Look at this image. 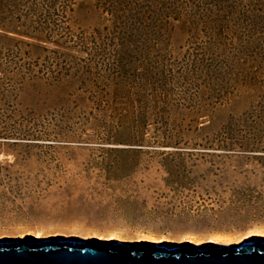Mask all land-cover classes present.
Returning a JSON list of instances; mask_svg holds the SVG:
<instances>
[{
    "label": "rangeland",
    "instance_id": "374dc122",
    "mask_svg": "<svg viewBox=\"0 0 264 264\" xmlns=\"http://www.w3.org/2000/svg\"><path fill=\"white\" fill-rule=\"evenodd\" d=\"M255 1L238 0L231 21L239 31L230 34L221 31L231 27L223 24L227 17L212 24L197 0H168L166 6L179 11L164 34L148 42L142 35L146 45L123 56L108 51L119 59L114 67L93 54L74 52L70 59L62 53L71 63L70 76L59 86L28 80L13 112L0 88V132L8 134L0 137V239L79 237L198 247L264 241V149L217 145L226 136L264 145V93L233 90L220 102L218 86L207 89L205 79L198 89L165 78L217 37L225 53L245 49L253 37L264 47V31L254 36L245 25L247 14L264 11L263 2ZM74 9L77 27L101 33L106 42L116 37L107 34L112 24L101 19L95 0H80ZM15 45L21 46L0 39V65ZM21 47L35 71L47 69L48 53L39 51L37 59V50ZM162 61L168 71L159 67ZM121 83L127 89L115 91ZM165 92L166 102L153 97ZM195 96L205 105L197 115L190 114ZM125 111L129 116L119 120ZM158 130L178 136L179 144H156ZM122 131L126 138L140 132L146 141H107Z\"/></svg>",
    "mask_w": 264,
    "mask_h": 264
},
{
    "label": "trees",
    "instance_id": "16d2710c",
    "mask_svg": "<svg viewBox=\"0 0 264 264\" xmlns=\"http://www.w3.org/2000/svg\"><path fill=\"white\" fill-rule=\"evenodd\" d=\"M78 1L80 0H0V39L3 42H15L21 46H28L34 51L37 50L38 54L35 52L37 59L41 57L39 51L48 53L49 55L46 54V56L49 59H45V63L47 60L48 63L50 62L47 69L39 67L40 69L35 71L34 65L25 62L21 57L22 47L16 45V50L12 52V55L2 59L0 65L1 94L3 98H8V108L11 112L16 110L14 101H17L19 92L28 80L41 79L54 86H59L65 75L70 76L71 63L68 62V59L62 58V53H65L64 57L70 59L74 58V52L93 54L97 56L101 65H105V67L112 65L114 67L119 59L115 58L114 55L110 57L112 53L109 54L108 51L117 53L118 56L125 55L127 51L136 52L143 45H146L148 38L152 40L153 36L164 34L163 27L169 24V20L176 18L178 10L174 7H167L168 0H95L98 3V13L101 14V19L112 24L111 30L110 27L107 28L109 30L107 34L117 33L113 39L114 41L111 40L110 42V39H108V42H106L100 40L101 33L96 31L86 33V30L77 27L73 14L75 12L74 6ZM197 1V3L206 5L203 13L207 15L206 18H209L212 24H215L220 15L227 17L222 20L223 24H230L231 27H223L221 29L222 32L224 31L223 33L233 34L239 31V25L232 26L231 21L233 17H236V12H239L241 5H239L238 0ZM255 2L257 4L263 2L262 5L264 6V0H256ZM249 11H246V13ZM257 11L247 14L248 16L245 19V25H249L254 36L264 31V11L259 9ZM142 35H146L144 36L146 37L145 43L142 42ZM253 38V44L245 46V49L225 53L221 41L217 37V39H214V43L208 42L209 44L203 48L200 56L191 54L186 67H182V70L177 71L178 66L172 71L173 74L170 73L165 78L176 83L180 80V84L184 83L185 86L193 84L192 86L198 89L201 85L198 86L196 83H199L201 79H205L207 89H216L218 86V92L222 95L220 102H226L229 97L228 93H233V90L245 89L246 94H251L255 93L257 88L259 92L264 93V47L260 46L256 37ZM112 42L113 44H110ZM50 45L53 48H49ZM110 45L116 48H110ZM93 46L96 49H93ZM24 54L28 55L30 51H24ZM70 59L69 61L72 62ZM63 62H66L69 66H64ZM159 67L164 71H168L169 65L162 61ZM78 77L75 76V78ZM115 87H117L115 91L127 89L125 83L117 84ZM166 96H169L168 92L153 95L157 102H164V100L166 102ZM215 98L218 99L217 96H211V99ZM196 99L195 96L194 104L190 106V114L193 115H197L199 110L205 107L200 101L196 103ZM111 110H115L114 107ZM262 113H264V110ZM119 115V120L129 116L126 111ZM259 115L261 116V114ZM261 117L264 118V116ZM145 118L148 119L144 116L143 120H146ZM0 133V137L8 138L6 132ZM125 133L122 131V134L119 133L113 139L107 141L133 145H143L141 143L146 141L144 135L140 132H135L136 134L129 136V138H126ZM174 139L179 140L178 136H174L173 133L167 134L166 131L158 130L154 142L156 141V144L162 146L179 144ZM262 141L253 140L237 143L232 136H226L217 145L223 150L237 151L241 149L246 151L249 149H264Z\"/></svg>",
    "mask_w": 264,
    "mask_h": 264
},
{
    "label": "water",
    "instance_id": "95a60500",
    "mask_svg": "<svg viewBox=\"0 0 264 264\" xmlns=\"http://www.w3.org/2000/svg\"><path fill=\"white\" fill-rule=\"evenodd\" d=\"M0 264H264V241L198 247L79 237L0 239Z\"/></svg>",
    "mask_w": 264,
    "mask_h": 264
},
{
    "label": "bare ground",
    "instance_id": "6f19581e",
    "mask_svg": "<svg viewBox=\"0 0 264 264\" xmlns=\"http://www.w3.org/2000/svg\"><path fill=\"white\" fill-rule=\"evenodd\" d=\"M30 240V239H29ZM254 240H261V239H258V238H252L251 240H249V241H254ZM261 241H263V240H261Z\"/></svg>",
    "mask_w": 264,
    "mask_h": 264
}]
</instances>
